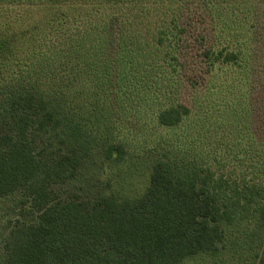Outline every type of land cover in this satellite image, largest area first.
Instances as JSON below:
<instances>
[{"label": "trees", "instance_id": "16d2710c", "mask_svg": "<svg viewBox=\"0 0 264 264\" xmlns=\"http://www.w3.org/2000/svg\"><path fill=\"white\" fill-rule=\"evenodd\" d=\"M252 10L0 0V201L17 211L0 264H182L219 253L240 223L264 264V49ZM146 110L180 129L181 150L157 151L143 193L67 194L92 156L125 160L119 126Z\"/></svg>", "mask_w": 264, "mask_h": 264}, {"label": "rangeland", "instance_id": "374dc122", "mask_svg": "<svg viewBox=\"0 0 264 264\" xmlns=\"http://www.w3.org/2000/svg\"><path fill=\"white\" fill-rule=\"evenodd\" d=\"M246 2L247 5L255 7L249 18L252 15L255 18L259 16L258 25L253 29L256 31L254 44L264 49V0ZM261 81L264 78L261 77ZM118 130L127 151L125 160L118 165L107 166L101 156H92L83 165L78 177L64 188L67 194L93 197L100 191L113 193L119 198H136L148 185L152 163L158 156L157 151L163 148L165 152L176 154L181 150L180 129L167 130L157 126L149 110L141 112L135 119H130L123 128L119 126ZM16 219L17 211L12 200H1L0 248L7 225ZM225 231L219 253L197 255L182 264H258L261 240L250 235V227L245 223L233 224L226 226Z\"/></svg>", "mask_w": 264, "mask_h": 264}]
</instances>
